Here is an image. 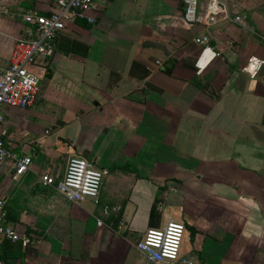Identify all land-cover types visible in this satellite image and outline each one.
<instances>
[{"label":"crops","instance_id":"0c3cea01","mask_svg":"<svg viewBox=\"0 0 264 264\" xmlns=\"http://www.w3.org/2000/svg\"><path fill=\"white\" fill-rule=\"evenodd\" d=\"M55 0H0V70ZM67 22L26 109L5 108L1 138L30 171L0 166L7 264L151 263L148 229L186 227L193 264H264V0H93ZM208 36L201 46L195 39ZM205 48L208 52L197 65ZM72 158L103 172L98 202L71 203L39 182Z\"/></svg>","mask_w":264,"mask_h":264},{"label":"built area","instance_id":"2783aa9c","mask_svg":"<svg viewBox=\"0 0 264 264\" xmlns=\"http://www.w3.org/2000/svg\"><path fill=\"white\" fill-rule=\"evenodd\" d=\"M185 5L184 19L192 25L201 19L198 15V0H183ZM93 0H55L50 15L29 13L25 21L34 26L30 39H21L12 49L10 63L4 70H0V166L6 162L12 164L14 177L18 178L30 171L32 158L18 157L5 146L1 131L4 122L5 108L26 109L36 100L39 93V76L35 69L45 70L55 52V40L63 31L67 22L85 19L93 11ZM201 46L208 44V36L195 39ZM205 48L200 61L208 52ZM39 182L46 188L53 189L71 203L84 199L98 202L103 183V172L94 164L83 158H72L67 164L66 172L61 178L44 173L39 175ZM4 202L0 200V241L12 242L25 240L13 227L6 224ZM186 227L182 223L169 220L162 228L148 229L135 244L136 251L151 263L165 261L193 264L181 256V247ZM0 264H7L0 259Z\"/></svg>","mask_w":264,"mask_h":264},{"label":"rangeland","instance_id":"374dc122","mask_svg":"<svg viewBox=\"0 0 264 264\" xmlns=\"http://www.w3.org/2000/svg\"><path fill=\"white\" fill-rule=\"evenodd\" d=\"M162 228V227H161Z\"/></svg>","mask_w":264,"mask_h":264}]
</instances>
